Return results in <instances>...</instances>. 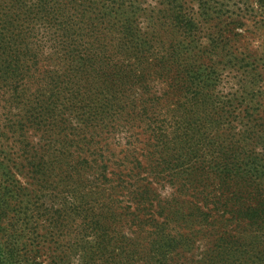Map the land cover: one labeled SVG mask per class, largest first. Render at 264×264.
<instances>
[{"label":"trees","instance_id":"obj_1","mask_svg":"<svg viewBox=\"0 0 264 264\" xmlns=\"http://www.w3.org/2000/svg\"><path fill=\"white\" fill-rule=\"evenodd\" d=\"M209 22L181 0H0L30 185L62 147L104 197L74 213L85 264H264V101L225 94Z\"/></svg>","mask_w":264,"mask_h":264},{"label":"rangeland","instance_id":"obj_2","mask_svg":"<svg viewBox=\"0 0 264 264\" xmlns=\"http://www.w3.org/2000/svg\"><path fill=\"white\" fill-rule=\"evenodd\" d=\"M181 1L199 20H209L214 32L226 33L225 38L217 40L222 51L219 58L224 61L219 72L225 94L247 97L254 104L264 101V3ZM148 3L150 12H158L162 0ZM6 117L5 109L0 107V198L4 210L0 264H32L34 260L40 264H85L84 238L74 213L93 208L97 199L104 200L98 194L97 183L82 175L84 170L71 155L72 149L64 154V149L58 147L53 157L46 158V172L51 176L48 183L33 188L24 153L26 139L9 128ZM161 190L163 198L171 192L169 187ZM71 235L75 240L70 241ZM78 240L81 243L74 244Z\"/></svg>","mask_w":264,"mask_h":264}]
</instances>
